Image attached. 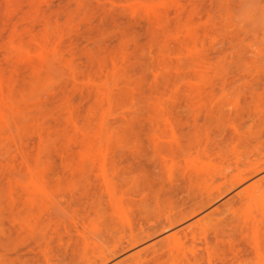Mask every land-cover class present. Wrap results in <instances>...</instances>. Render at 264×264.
Masks as SVG:
<instances>
[{
    "label": "rangeland",
    "instance_id": "374dc122",
    "mask_svg": "<svg viewBox=\"0 0 264 264\" xmlns=\"http://www.w3.org/2000/svg\"><path fill=\"white\" fill-rule=\"evenodd\" d=\"M262 163L264 0H0V264H264Z\"/></svg>",
    "mask_w": 264,
    "mask_h": 264
},
{
    "label": "bare ground",
    "instance_id": "6f19581e",
    "mask_svg": "<svg viewBox=\"0 0 264 264\" xmlns=\"http://www.w3.org/2000/svg\"><path fill=\"white\" fill-rule=\"evenodd\" d=\"M264 171V163L262 164H255L252 165L250 168L245 170L244 172L240 173L236 178H234V182L231 183L230 187L226 189L225 192L221 193L219 196H222L224 193L231 191L238 185H242L243 183L247 182L251 178H254L255 175ZM262 174V173H261ZM260 175V174H259ZM244 200L252 201L256 198L262 200L264 193L260 192V188L255 186V184L250 185L249 187L245 188L243 191ZM212 202V201H211ZM174 223L168 222V225L164 229L172 228ZM141 240L134 239V241L128 244L129 247L139 243ZM171 241L173 247H179L181 245L180 238L178 237V233H175L171 236ZM118 252L111 251L108 255L101 256L98 262H94L92 264H108L110 261L117 255Z\"/></svg>",
    "mask_w": 264,
    "mask_h": 264
}]
</instances>
